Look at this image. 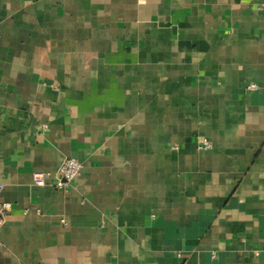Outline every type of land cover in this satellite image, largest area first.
<instances>
[{
	"label": "crops",
	"instance_id": "0c3cea01",
	"mask_svg": "<svg viewBox=\"0 0 264 264\" xmlns=\"http://www.w3.org/2000/svg\"><path fill=\"white\" fill-rule=\"evenodd\" d=\"M0 202V264H264V0H0Z\"/></svg>",
	"mask_w": 264,
	"mask_h": 264
},
{
	"label": "built area",
	"instance_id": "2783aa9c",
	"mask_svg": "<svg viewBox=\"0 0 264 264\" xmlns=\"http://www.w3.org/2000/svg\"><path fill=\"white\" fill-rule=\"evenodd\" d=\"M248 88L255 90L257 89V86L256 84L250 83ZM200 146L203 148H209L210 142L207 139H202L200 140ZM81 169L82 164L79 160L72 157H66L61 161L54 174H50L49 172L45 174H39L35 176L34 180L36 184L44 185L46 182H49L53 179V181L50 183L54 185V187L58 189H65L71 186L73 180L80 173ZM47 179L50 180L47 181ZM9 207L10 204L8 202H0V231L4 223L5 213L9 210Z\"/></svg>",
	"mask_w": 264,
	"mask_h": 264
}]
</instances>
